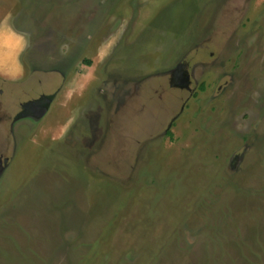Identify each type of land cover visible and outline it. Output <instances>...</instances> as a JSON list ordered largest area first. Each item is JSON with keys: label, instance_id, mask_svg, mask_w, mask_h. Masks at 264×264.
<instances>
[{"label": "rangeland", "instance_id": "1", "mask_svg": "<svg viewBox=\"0 0 264 264\" xmlns=\"http://www.w3.org/2000/svg\"><path fill=\"white\" fill-rule=\"evenodd\" d=\"M8 13L32 47L0 77V264H264V0Z\"/></svg>", "mask_w": 264, "mask_h": 264}, {"label": "clouds", "instance_id": "2", "mask_svg": "<svg viewBox=\"0 0 264 264\" xmlns=\"http://www.w3.org/2000/svg\"><path fill=\"white\" fill-rule=\"evenodd\" d=\"M32 47L31 33L16 27L11 13L0 19V77L15 81L24 74L22 56ZM60 54L68 55V44L60 45Z\"/></svg>", "mask_w": 264, "mask_h": 264}, {"label": "flooded vegetation", "instance_id": "3", "mask_svg": "<svg viewBox=\"0 0 264 264\" xmlns=\"http://www.w3.org/2000/svg\"><path fill=\"white\" fill-rule=\"evenodd\" d=\"M181 69L182 68L179 67V70H181ZM171 81L174 83H177V84L183 83V81L181 82L180 75L177 72L172 74ZM45 99H49V98H48L47 94L42 93L38 97L30 98V99H27L26 101L21 102L20 106H19L20 109L17 112V114L15 115V119H18L20 117H26L30 114L35 115V110H36L37 106L40 105L41 102H43Z\"/></svg>", "mask_w": 264, "mask_h": 264}, {"label": "water", "instance_id": "4", "mask_svg": "<svg viewBox=\"0 0 264 264\" xmlns=\"http://www.w3.org/2000/svg\"><path fill=\"white\" fill-rule=\"evenodd\" d=\"M49 103V99H45L43 102H41L40 105L37 106L35 110L36 116H42L47 111V104Z\"/></svg>", "mask_w": 264, "mask_h": 264}]
</instances>
